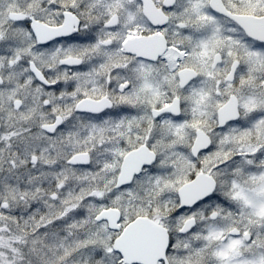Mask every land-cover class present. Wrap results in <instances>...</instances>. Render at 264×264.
Listing matches in <instances>:
<instances>
[{"label": "snow or ice", "instance_id": "obj_1", "mask_svg": "<svg viewBox=\"0 0 264 264\" xmlns=\"http://www.w3.org/2000/svg\"><path fill=\"white\" fill-rule=\"evenodd\" d=\"M0 264H264V0H0Z\"/></svg>", "mask_w": 264, "mask_h": 264}]
</instances>
